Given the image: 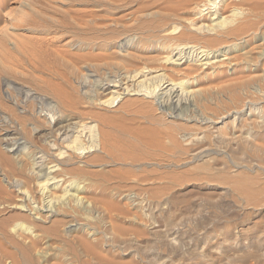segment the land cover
Instances as JSON below:
<instances>
[{"label": "rangeland", "instance_id": "374dc122", "mask_svg": "<svg viewBox=\"0 0 264 264\" xmlns=\"http://www.w3.org/2000/svg\"><path fill=\"white\" fill-rule=\"evenodd\" d=\"M142 67L189 91L177 114L99 104ZM65 119L118 126L74 152ZM0 264H264V0H0Z\"/></svg>", "mask_w": 264, "mask_h": 264}, {"label": "bare ground", "instance_id": "6f19581e", "mask_svg": "<svg viewBox=\"0 0 264 264\" xmlns=\"http://www.w3.org/2000/svg\"><path fill=\"white\" fill-rule=\"evenodd\" d=\"M210 12L211 13L208 16V18L210 21L215 22L218 19V12L215 10H211V9H210ZM223 21L224 20H222V19L221 20L218 19L215 23L214 22L213 23L214 24H217V23L220 24V22H223ZM221 24H220V26H221ZM182 48L181 49L180 48H174L171 51V54L168 57L169 63L175 64V65L182 64L190 57V55L187 52H185L184 50H182ZM194 52H195V50H192L193 55H191V59L194 57L193 60L196 61V63L199 64L200 66L207 67V66H210L213 63L219 61V59H217V60L215 59L219 56L218 53H211V51H208V50L202 49V48L199 49L197 52H195V53ZM94 84H95L96 91L99 92V95L100 94L103 95L100 99L98 98V102L101 105L115 107L118 105V103L125 96H127V95H129V96L138 95V96H143V97H151L152 101L154 102V105L157 107L156 109H161L163 112L169 111V113H171V114L176 113L178 110H180V106L183 105V103H185L183 100V95L185 93H187V91H188V90H185L179 82L168 79L163 73H158L157 70H154V69L152 70L149 68H146V69L143 68L141 70H137L135 72L132 71L129 73L123 72L121 74H117L115 76H112V78H109V79L107 78V80L105 82H95ZM132 103H133V100L128 101V105H130ZM124 106H123V111L124 112L129 111L128 108L126 106L125 107ZM171 114H169V115H171ZM100 118L105 123L103 126H107V125L109 126L110 123L107 124V120H110L112 117L110 118V116L102 114V115H100ZM58 120H59V116L56 117L55 121L57 122ZM102 121H101V123H103ZM78 124L76 122L70 121L69 119H65V120H60L58 122V126H56L57 140L62 141L63 143H66L67 147L71 148L72 151H74V152H76L77 150H79L81 148H83V149L89 148L90 151H93V150H95L98 141L100 144V148L102 150H105L107 148V145L110 143V142L108 143L109 139H111V137L114 135V134H112L114 132L111 129H114V131H116L117 130L116 126H118V125H116V126L112 125L110 127L111 129L110 128L104 129L103 126L102 127L97 126L95 128V125H88L87 123H85V124L82 123L84 125H82V124L78 125ZM120 126H122V125H120ZM123 128L125 130V127H123ZM121 131H123V130H121ZM118 133H119V131H118ZM118 136H117V138H118ZM55 138L47 141L48 143L50 142L49 144H51V142H53L52 143L53 145H51L52 149H54V148L58 149V147H55V142H54ZM12 140H14V139H12ZM7 143L12 144V145H16L17 141L14 140L13 142L10 141ZM15 148H17V147H15ZM7 150L10 151L12 149H7ZM57 154L62 156V157L67 156V155H65V151H62V150L60 151L59 149H58ZM67 160H68V158L66 159V161ZM35 164H37V162H35ZM35 166H40V165H35ZM52 167H55V165ZM49 172H52V171H49ZM48 174H44L41 176V177H43L42 182H44L48 186L55 187L56 183L50 182L51 180L54 181L55 178L53 176L50 177ZM42 193L44 194L43 195V211H47L48 213L52 214L53 208H51V207H53V206L50 205L51 199L46 194L47 188L43 189ZM66 196L67 197L70 196L69 192H67V191L64 192V194L61 195L60 198H63ZM55 204H56V202H55ZM19 208L31 212L29 210V208H26L25 205H21Z\"/></svg>", "mask_w": 264, "mask_h": 264}]
</instances>
